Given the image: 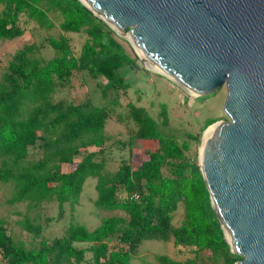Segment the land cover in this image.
I'll use <instances>...</instances> for the list:
<instances>
[{"label":"trees","instance_id":"trees-1","mask_svg":"<svg viewBox=\"0 0 264 264\" xmlns=\"http://www.w3.org/2000/svg\"><path fill=\"white\" fill-rule=\"evenodd\" d=\"M51 12L60 16L58 27L63 32L58 38H48L56 54L43 59L33 53L32 46L19 49L0 80V156L10 157L16 165L15 172L11 167L0 168V180L14 182L13 201L37 205L55 200L60 205L67 201L73 205L85 179L96 177L94 205L123 211L126 217H103L91 230L70 223L62 236L41 239L32 248L16 242L0 220V264H78L86 252L91 253L94 264H132L133 253L143 239L169 237L176 247H189L196 253L209 250L222 257L217 264H234L240 256L230 251L224 238L197 154L187 156L190 141L198 139L197 134L188 132L182 141L172 134L164 135L144 107L129 102L125 116L116 114V120L129 128L132 138L156 142L147 159L136 167L124 161L112 175L103 172L104 161L95 159V152L74 162L86 147L105 144L110 112L89 101L56 99L57 86L65 85L74 72L88 70L107 80L104 89L126 90L130 85L121 70L134 67V62L115 39V32L79 0H0V41L22 35V14L42 28H52ZM68 31L87 35L78 56L72 53L64 34ZM162 108L166 123L168 116ZM214 121L208 119L201 131ZM36 144L41 145L43 156L21 165ZM62 163L72 164V169L61 171ZM180 201L185 214L175 227L172 213ZM24 227L34 236L40 231L28 224ZM112 236L117 238L113 244L109 242ZM76 242L88 245L78 247ZM156 260L159 264H197L168 255H157Z\"/></svg>","mask_w":264,"mask_h":264},{"label":"water","instance_id":"water-1","mask_svg":"<svg viewBox=\"0 0 264 264\" xmlns=\"http://www.w3.org/2000/svg\"><path fill=\"white\" fill-rule=\"evenodd\" d=\"M79 1L187 92L225 86L197 164L234 264H264V0Z\"/></svg>","mask_w":264,"mask_h":264},{"label":"rangeland","instance_id":"rangeland-1","mask_svg":"<svg viewBox=\"0 0 264 264\" xmlns=\"http://www.w3.org/2000/svg\"><path fill=\"white\" fill-rule=\"evenodd\" d=\"M50 17L54 25L50 29H45L22 14L19 19V25L23 28L22 35L0 41V80L5 66L13 59L14 54L19 49L32 46L34 48L33 53L43 59H49L56 54L48 44V38L51 36L58 38L63 32L58 27L60 16L51 12ZM64 34L69 39L72 53L78 56L87 35L84 32L71 31ZM114 37L123 51L134 62V67L126 66L121 70L128 79L130 85L128 89L119 91L112 88L104 89L107 80L88 70L74 72L65 85H58L56 89V99L72 103L89 101L91 104L105 106L110 112L105 125V144L100 148L96 146L86 147L73 158L74 162H78L89 152H95V159L104 161L103 172L112 175L124 161L136 167L147 159L149 151L156 147V142L132 138L129 128L116 120V114L125 116L129 102L144 107L157 121L159 130L164 135L172 134L179 141H182L186 139L188 132L197 134L198 139L190 141V150L187 151V156L192 157L196 153L198 161V153L199 149L201 150L202 138L204 137V130L201 131V129L207 120L228 119L223 112V102L227 92L225 86L214 93L193 96L164 75L151 70L154 69L153 67L147 68L150 67L147 61H142L126 38L116 33ZM163 106L168 116L166 123L162 120L161 115ZM42 156L43 149L40 144H36L29 148L28 156L20 164L28 165ZM3 167H11L13 172L16 170V165L8 156H0V168ZM71 169L72 164L70 163L60 165V170L63 172ZM96 182V177H87L78 200L73 205L69 201L60 205L55 200H47L35 205L29 201H13L16 193L14 182L0 180V220L4 221L8 232L16 242L27 248H32L38 246L41 239L51 241L55 237L62 236L70 223L81 224L91 230L100 223L103 217L111 215L126 217L123 211H109L94 205V200L97 197ZM184 214V205L180 201L172 213L171 224L175 227L180 225L184 219ZM24 224L40 228L38 235L34 236L35 233L28 231ZM116 241V236H112L109 240L111 244ZM75 245L85 247L88 244L76 242ZM157 255H168L173 259L183 261L194 260L197 264L222 262L220 255H215L209 250L196 253L194 249L189 247H176L172 237H169L167 239H143L133 253L131 263L159 264L156 260ZM84 256V260L78 264H94L91 253L86 252Z\"/></svg>","mask_w":264,"mask_h":264},{"label":"bare ground","instance_id":"bare-ground-1","mask_svg":"<svg viewBox=\"0 0 264 264\" xmlns=\"http://www.w3.org/2000/svg\"><path fill=\"white\" fill-rule=\"evenodd\" d=\"M137 51H138V50H137ZM138 53H139V52H138ZM145 61H147V60H145ZM147 64H148L151 68L153 67L148 61H147ZM190 94L193 95V96H195V93H194V92H191V91H190ZM213 128H214V125H211V126L208 128V130L204 132V137H203L204 140L207 138V136H208L209 133L213 130Z\"/></svg>","mask_w":264,"mask_h":264},{"label":"built area","instance_id":"built-area-1","mask_svg":"<svg viewBox=\"0 0 264 264\" xmlns=\"http://www.w3.org/2000/svg\"><path fill=\"white\" fill-rule=\"evenodd\" d=\"M133 197H134V198H137V197H138V194H134Z\"/></svg>","mask_w":264,"mask_h":264}]
</instances>
